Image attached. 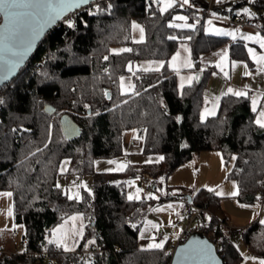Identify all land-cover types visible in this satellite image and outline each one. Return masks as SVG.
I'll return each mask as SVG.
<instances>
[{"label":"trees","instance_id":"trees-1","mask_svg":"<svg viewBox=\"0 0 264 264\" xmlns=\"http://www.w3.org/2000/svg\"><path fill=\"white\" fill-rule=\"evenodd\" d=\"M188 2L206 6L205 0ZM161 4L157 0L100 3L73 27L51 30L26 68L2 88L0 191L12 194L15 223L25 228V250L1 253L0 264H170V241L162 249L142 248L139 230L150 209L171 195L161 194L158 201L130 200L126 183L149 176L151 189L165 190L180 166L205 152H221L227 165L233 159L228 178L238 185V201L264 210V128L256 123L250 97L228 95L216 116L201 120L205 88L214 70L212 66L200 70L201 56L229 45L232 59L246 60L252 67L245 46L206 33L205 17L197 9L175 1L163 10ZM252 5L264 12V0H253ZM179 15L194 27L174 25ZM134 22L144 29L141 43L132 40ZM181 42L191 45L198 78L180 91L168 62ZM124 45L133 49L111 52ZM135 60H161L164 66L134 73L133 90L125 92L120 79L131 74L128 66ZM47 105L55 108L53 114L45 110ZM63 115L81 127V136L64 137ZM132 131L144 142L143 155L160 160L130 163L122 172H97L96 160L125 154V135ZM64 160L70 163L67 175L92 177V191L83 190L80 199L70 198L58 185ZM182 194L212 214L221 206L222 197L213 190ZM75 215L84 217L86 225L77 249L66 252L47 237ZM199 228L211 241H221L224 264H242L229 232L213 216H205ZM241 234L250 253L264 259V224L257 220ZM90 243L101 251L92 262L81 260L79 252Z\"/></svg>","mask_w":264,"mask_h":264},{"label":"crops","instance_id":"crops-1","mask_svg":"<svg viewBox=\"0 0 264 264\" xmlns=\"http://www.w3.org/2000/svg\"><path fill=\"white\" fill-rule=\"evenodd\" d=\"M157 1L162 2V0H157ZM167 1L173 4L176 0H167ZM205 2H206V6L199 7L194 5L193 8L198 10L206 9V8L210 9L209 10L210 16L205 18L204 28L206 33L215 36H220L217 33L224 32L220 34H225L224 36L222 35V37H227L230 40V42H235V41L242 42L245 46L247 56L250 60H251L249 56L250 52L248 50L249 45L261 46L264 51V41H263L264 34L262 33V28L264 30V12H259L253 7L252 5L253 0H238V1L205 0ZM248 8L251 9V11H249ZM245 9H247V12H245ZM235 13H246L249 16H251L254 20L253 26L247 27L244 30H236L230 28L227 25L226 21ZM226 28L234 30L233 32L234 34L229 35V33H227ZM249 37L251 38L249 39ZM157 61H161V60H157ZM200 62H201V69H200L201 71L205 70L210 66L214 67V70L210 76V79L207 83L204 92L205 96L203 101V107L201 110L202 121H205L209 117L216 116L219 112L222 99L228 95L237 96L234 94L236 92L244 93V95L241 96L250 97L253 108L254 97L250 94L249 92L250 90L244 87L246 85L242 84L240 80H236L235 76L238 70L239 71L241 70L242 71L241 78L249 77L250 72L248 70L254 68V66L252 67L249 66L246 60L232 59L229 45H225L215 51L203 54L200 58ZM242 63L248 64L247 66L250 69L248 67L244 68ZM188 65L191 66L189 67ZM163 66H164V62L162 61L160 62V67H158L159 69L155 71L161 70ZM168 67L176 75L177 86L180 91L184 87L192 85L197 80L198 73L195 70L191 45L188 42H181L179 44L176 52L172 55V57L168 62ZM246 73L249 75L246 76ZM133 75L134 73L133 74L131 73L127 76H123L120 79V85L125 92H131L133 90V85H134ZM229 89H231L232 91L229 92ZM143 146H144V142L142 139L138 137V134L136 132V135L134 137H130L127 143L125 141L124 144L125 154L123 156L114 159H98L95 162V170L97 172H107V173L122 172L126 169V167L130 163L145 164V163H154L160 160L159 156L143 155L142 153ZM205 153H209V152H205ZM205 153L199 154L198 155L199 159L200 157H204V155H206ZM131 158L139 159L140 162L130 161ZM197 162L198 161L195 159V157H193L191 161L180 166L169 177L164 194L171 195V198L163 200L158 204V206L160 205L163 207L166 204V202L173 203V205L178 203L180 205L179 201L177 200V197L181 195L185 190L198 191L201 189H209V190L211 189L217 193L216 181L219 175L216 176V181H215V177H213V175H211L209 171L207 172L203 170L201 171V168L199 167V164ZM69 165H70L69 160H64L62 162L61 167L63 168L61 170L60 167V176L58 182L62 180V178L64 177L63 178L64 186L62 185L63 187H61L59 184L58 185L69 195L70 198L80 199L83 190H86L88 192L92 191L93 189L92 177L85 176L81 178L74 175H67ZM204 173H207V175L204 176L203 175ZM211 176L214 178V183L209 182ZM227 179H229L228 176ZM142 180H147L149 182L147 191L157 193V191L154 189L155 187L152 188V190H149V187H151V183H152L149 176L129 179L126 183V193L128 198L131 197V199L129 198L130 200H141L145 198L143 196L144 193L142 188ZM234 192L237 193V189ZM219 196L222 197L221 206L214 212V215L218 219L230 221L235 226V229L229 232V238L240 252L237 243L238 241L236 238L237 233H240V235L242 236L241 231L244 228L250 226L252 223H254L257 220L263 222L264 224V210L261 206L258 205H245L240 201L236 202V200L234 199L236 195H231V197L233 198L224 195H219ZM180 207H179V211H180ZM179 214H181V212H177L176 214L174 213L175 219L173 223L169 224L168 226H175L177 228H181V226L183 227L185 220L180 221ZM66 222H70L71 224L74 225L71 228V231L74 230L73 239L76 240L75 243L68 244L66 243L67 241L63 243L64 241L58 238L56 233L60 231L62 224L54 230L56 234V239L54 238V240H50V241L61 246L66 252H74L77 249L78 243L83 236L86 220L81 215H75L69 217L66 220ZM143 224L140 229H143L142 228ZM53 232L51 233L50 236H52ZM162 233L159 234L153 233L156 235V237L153 236L154 238L152 237L148 239L144 238V240L142 239L141 240V244H143L142 248H154V247H150V245H153L155 243H160L161 241H163V243L166 244L168 241H170V246H171L170 251L172 252V250L174 249L177 243V237H176V241L175 240L173 241L171 237L166 235L165 232ZM166 236L168 238H166ZM67 239L68 238L66 236V240ZM24 242L23 245H25Z\"/></svg>","mask_w":264,"mask_h":264},{"label":"rangeland","instance_id":"rangeland-1","mask_svg":"<svg viewBox=\"0 0 264 264\" xmlns=\"http://www.w3.org/2000/svg\"><path fill=\"white\" fill-rule=\"evenodd\" d=\"M238 1V0H235ZM171 2L167 0H162L161 7L162 9H166L167 6H169ZM188 7H194L193 4L188 2L186 4ZM249 11L251 9L248 8ZM180 17H183V19H180ZM133 25H136L137 27H133ZM132 25V40L134 43H141L145 40V32L142 27L137 22H134ZM174 25L177 27H183V28H192L194 27V24L188 23V18L185 15H179L177 17V21L174 22ZM227 33L229 35H233L234 30H231L229 28H226ZM214 33V32H212ZM224 33V32H220ZM217 33L220 36H224L225 34ZM264 41V40H263ZM133 49L130 45H124V46H114L111 48L112 53H121L125 51H131ZM248 50L250 52V58L252 60V63L254 68H249L246 63H242L244 68H249L248 70L250 73V76L247 78H241L242 71L238 70L236 73V80H240L242 84H245L247 89H249L250 94L254 97L253 102V108L256 112V121L258 119H262L260 114L264 112V60L261 59V57H264V51L261 46L255 45H249ZM160 62L157 60H135L132 63L129 64L128 68L131 71V73L136 72H148V71H155L158 70L160 67ZM250 66V65H249ZM247 74L246 76H248ZM259 125V124H258ZM136 135L135 131L128 132L125 135V141L126 143L130 139V137H134ZM204 157H198V155H195V159L198 161L199 167L201 168V171H209L213 177H217V184L216 189L217 192L223 193L224 196L231 197V194L236 191L237 189V195H238V186L237 183L234 180L227 179L228 172L231 169V167L234 164L233 159L230 161V164H226V161L224 159V156L221 152H209L205 153ZM130 161L133 162H140L139 159L131 158ZM200 161V163H199ZM63 167H61L62 170ZM225 174V176H224ZM204 176L207 175V173L203 174ZM211 176L209 179L210 183H214V178ZM62 178V177H60ZM64 178V177H63ZM60 180L58 184L63 187V181L64 179ZM62 183V184H61ZM63 185V186H62ZM149 185V182L147 180H142V188H143V196L145 198H155L157 201L159 200L161 194L165 195V190H161L159 187L157 193L149 192L147 191V187ZM6 193H10L9 191H0V254L1 253H22L25 250V245H23L24 242V232L25 228L23 225H18L15 223L14 219V209H13V201H12V194L11 195H5ZM237 195L234 197L236 202H238ZM156 204V203H155ZM154 204V205H155ZM158 203L150 209L148 212L144 224L143 229L139 230V245L140 247L143 246L141 244V240L144 238H152L153 236L156 237L153 233H162L165 232L167 236L171 237V239L176 241V237L178 238L180 231H182L183 227L177 228L175 226H168L169 224L173 223L174 221V213L176 214L179 211L180 205L178 203L174 204L170 202H166V204L162 206H158ZM180 221L185 220V217L181 214H179ZM263 223V222H261ZM74 225L70 222H64L62 224V227L60 231L57 234L58 238L65 241L68 244L75 243L76 240H74V233L71 228ZM55 231L53 232L52 236H48L47 240H54L56 239ZM67 236V240H66ZM166 236V238H168ZM153 237V238H154ZM237 243L238 248L240 249L241 255H242V264H261L262 261H264L263 258L255 257L252 255L247 248L246 244L243 241L242 236L240 233H237ZM165 245V243H163ZM66 246V245H65ZM24 247V248H23ZM48 261L45 260V263Z\"/></svg>","mask_w":264,"mask_h":264},{"label":"water","instance_id":"water-1","mask_svg":"<svg viewBox=\"0 0 264 264\" xmlns=\"http://www.w3.org/2000/svg\"><path fill=\"white\" fill-rule=\"evenodd\" d=\"M95 0H18L15 17L5 19L0 11V93L26 68L39 45L68 14ZM49 114L55 108L47 105ZM64 137L73 140L82 135L81 127L68 115L60 117ZM190 201L192 198L189 196ZM170 264H224L215 244L201 231H194L171 252Z\"/></svg>","mask_w":264,"mask_h":264},{"label":"built area","instance_id":"built-area-1","mask_svg":"<svg viewBox=\"0 0 264 264\" xmlns=\"http://www.w3.org/2000/svg\"><path fill=\"white\" fill-rule=\"evenodd\" d=\"M105 1L107 0H95L87 6H84L74 11L73 13L66 15L57 27H73L75 25V22L82 18L83 14L96 11L99 4ZM154 1L155 0H151L152 3ZM176 1L182 4L183 7L188 8V6H186V4H183V2L179 0ZM193 10L196 9L193 8ZM209 10V8H206L200 10L197 9L196 11L201 17L207 18L210 16ZM226 22L230 28L236 30H244L247 27L253 26L254 24L253 18L246 13H235L230 18H228ZM149 190H152L151 187H149ZM177 200L179 201L181 206L180 212L185 217V223L182 231L177 238L176 245L181 242H185L194 231L200 230L199 226L202 224V222L204 221V217L207 215L213 216L219 222V225L224 229L225 232H230L235 229V226L230 221L216 218L215 215L212 214L206 206L195 205L192 200L190 201L189 196L181 194L177 197ZM212 242L215 244L217 251L220 253L223 250V244L221 243V241ZM99 251L101 250L95 245V243H90L88 247L81 250L78 255L81 260L88 259V261L92 262L94 260V254Z\"/></svg>","mask_w":264,"mask_h":264},{"label":"snow or ice","instance_id":"snow-or-ice-1","mask_svg":"<svg viewBox=\"0 0 264 264\" xmlns=\"http://www.w3.org/2000/svg\"><path fill=\"white\" fill-rule=\"evenodd\" d=\"M84 2H86V0H84ZM188 3V0H183V4H187ZM21 5L18 3V0H0V11L3 12V15L5 17V19H8L9 17H15L16 15V9L18 7H20ZM170 6V5H169ZM245 12H247V9H245ZM180 19H183V17H180ZM133 27H137L136 25H133ZM251 37H249L250 39ZM262 60H264V57H261ZM189 67L191 65H188ZM247 75V73H246ZM232 90L229 89V92H231ZM235 95L237 96H241V95H244V93L242 92H236L234 93ZM261 118L262 119H258L256 121L257 124H259V126L261 128H264V112H262L260 114ZM161 159H163L161 157ZM211 191V189H210ZM217 195H223V193L221 192H217L216 193ZM5 195H11L10 193H6ZM231 195H237L236 192H233ZM131 199V197H129ZM51 243V241H50ZM163 241H161L160 243H155L153 245H150V247H154V248H157V249H162L163 248ZM67 250V249H66ZM261 264H264V261L261 262Z\"/></svg>","mask_w":264,"mask_h":264}]
</instances>
